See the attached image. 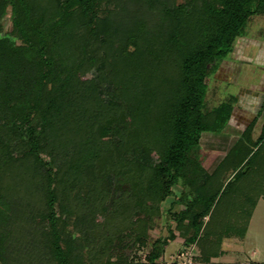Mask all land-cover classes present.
Returning a JSON list of instances; mask_svg holds the SVG:
<instances>
[{
    "label": "rangeland",
    "instance_id": "rangeland-1",
    "mask_svg": "<svg viewBox=\"0 0 264 264\" xmlns=\"http://www.w3.org/2000/svg\"><path fill=\"white\" fill-rule=\"evenodd\" d=\"M29 1L37 15L44 16L45 26L55 27L62 15L61 0ZM213 2L101 0L96 36L76 19H68L61 35L54 29L55 42L77 76L72 78L69 113L42 133L41 157L53 160L54 170L63 167L56 181V205L58 216L68 217L64 237L71 234L79 247L71 264H154L149 256L156 241L168 238L155 264H208V256L210 264H264V190L252 212L243 203L249 191L245 178H236L235 186L220 193L210 211H222L223 216L206 217L204 236L195 243L187 241L193 235L189 222L194 212L189 207L191 194L181 181L161 202L154 203L153 195L143 192L145 176L151 175L149 165L158 157L183 52L197 46L199 24L208 14L207 3ZM10 11L2 20L4 34L14 29ZM263 33L264 15L253 16L244 35L235 38L233 51L211 70L208 109L230 95L240 97L241 109L236 106L222 133L202 135L201 161L209 173L219 169L240 143L253 148L262 134L264 109L248 136L243 131L258 115L264 96V78L255 63L264 54L258 42ZM249 90L261 96L255 101ZM25 148L0 143V193L12 216L9 227L1 223L0 228L10 232L11 264H55L42 244V229L30 226L32 217L40 224L47 207L41 168L33 158L23 159L29 155ZM255 153V165L263 168L249 171V186L262 182L264 189V140ZM237 173L240 169L230 171L229 180ZM232 220L235 225L229 229L225 225ZM244 227L245 237L235 235Z\"/></svg>",
    "mask_w": 264,
    "mask_h": 264
},
{
    "label": "trees",
    "instance_id": "trees-1",
    "mask_svg": "<svg viewBox=\"0 0 264 264\" xmlns=\"http://www.w3.org/2000/svg\"><path fill=\"white\" fill-rule=\"evenodd\" d=\"M212 1L216 5L207 3L208 14L199 24L197 46L183 52L179 80L172 93L171 109L166 112V128L161 130L158 140V157L150 163L151 175H146L143 183V192L148 196L153 195L154 203L171 196L173 187L180 181L187 187L192 198L189 207L194 212L189 222L193 229V235L187 239L189 243L199 242L203 238L201 231L209 223H205L206 217L211 220L215 215L223 216L222 211L210 210L222 191L226 192L229 187L235 186L236 178H245L247 182L245 190L249 188V191L245 194L246 200L244 198L243 203H247L252 212L264 190L262 182L249 186L251 182L247 177L251 169L263 168L261 164L255 165L254 162L261 147L255 154L254 149L264 140V126L253 148L240 143L228 153L221 167L214 173L206 171L201 161L202 135L209 132L222 133L230 125L232 113L240 104L238 95H230L217 107L208 109V85L214 74L211 70L225 61L233 51V42L235 38L244 35L249 19L255 15H264V0ZM100 2L101 0H61L62 15L55 27H46L44 16L37 15L29 0H0V131L5 130V135L8 136L4 140L0 134V143L6 146L14 143L17 148L25 146L30 156L23 159L33 158L41 168L40 181H44L41 186L47 211L40 215V224H36L32 217L30 226L36 225L42 229V244L55 264H71L73 258L79 256V247L71 234L65 237L63 235L68 217L65 219L58 216L56 181L59 170L63 167L58 165V170H54L53 160L47 162L41 157L42 133L61 115L65 118L69 113L68 102L74 90L73 80L77 76L75 67L68 64L60 52L61 46L55 42L54 29L61 35L63 28L68 26V21L76 19L79 24L85 25L89 35L96 36L95 22ZM9 8L14 29L12 33L4 34L2 20ZM19 39L22 40L21 44L17 42ZM249 92L253 93L255 101L256 97L261 96L255 90ZM263 109L264 96L258 115L243 131L244 136H248ZM102 130L101 126L100 131ZM239 169L241 173L229 180L230 171ZM253 177L254 173L251 175ZM232 191L236 193L240 190L233 188ZM249 193L255 195V198ZM11 217L6 197L0 193V224L9 227L7 225H10ZM234 225L232 220L225 226L231 229ZM246 229L247 227L239 228L240 234L235 235L245 237ZM226 235L229 237L230 233ZM9 236V231L0 228V264L12 262L11 254L7 252ZM174 237L171 233L170 238ZM168 240L156 241L149 256L150 262L155 264ZM43 246L40 250H43ZM207 259L210 264V257Z\"/></svg>",
    "mask_w": 264,
    "mask_h": 264
},
{
    "label": "crops",
    "instance_id": "crops-1",
    "mask_svg": "<svg viewBox=\"0 0 264 264\" xmlns=\"http://www.w3.org/2000/svg\"><path fill=\"white\" fill-rule=\"evenodd\" d=\"M263 35H264V33H263ZM264 41V39H262V40H258V42H261L260 43V46H263L264 44H262V42ZM262 44V45H261ZM263 50V53H264V49H262ZM262 57V59L260 60V61H255V63H256V65H258V71L260 72L259 73V75H260V77L261 78H264V54L261 56Z\"/></svg>",
    "mask_w": 264,
    "mask_h": 264
}]
</instances>
